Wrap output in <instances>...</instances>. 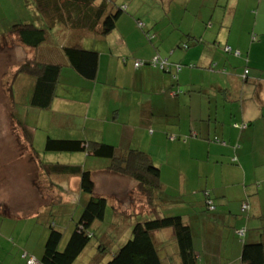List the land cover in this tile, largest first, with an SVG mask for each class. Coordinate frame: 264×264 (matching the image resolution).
Listing matches in <instances>:
<instances>
[{"label": "crops", "instance_id": "obj_1", "mask_svg": "<svg viewBox=\"0 0 264 264\" xmlns=\"http://www.w3.org/2000/svg\"><path fill=\"white\" fill-rule=\"evenodd\" d=\"M31 1L32 6L27 0H0V37L16 23L44 29L48 36L39 47L26 48L12 37L4 39L7 50L20 45L31 50L33 55H26L27 59L64 65L51 107L45 110L53 114L52 124L61 132L47 137L103 143L118 151L145 152L163 184L164 192L158 195L154 210L146 208L142 213L140 207H145L143 200L135 199V183L109 173L108 161L101 164L102 159L94 158L89 166L76 165L90 172L95 195L107 200L105 216L100 222L106 221L108 209L112 208L110 220L123 223L116 232L109 230L103 236L107 239L116 234L112 253L130 238L136 222L160 215L179 216L191 227L198 264H241L245 241L261 240L264 244V0H197L191 4L185 0L180 6L169 0V12L158 4V14H154L147 28L122 14L114 30L105 36L97 34L100 26L93 29L95 10L69 5L64 0ZM100 2L97 0L93 7ZM197 5V18L191 23L196 27L198 17L203 16V33L214 31L211 38H204L203 47L192 43L195 40L190 35L194 33L181 22L188 10L194 12ZM122 6L125 12L129 10L124 3ZM172 11L177 16L182 14L179 21ZM204 11L213 13L215 18L208 19ZM52 37L62 43L52 41ZM74 45L98 54L93 80L83 78L68 66L63 49ZM225 46L238 51L240 58L223 52ZM153 59L160 60L166 66L164 70L149 65ZM194 61L200 65L198 68L195 64L187 66ZM136 63L143 65L136 67ZM201 67L203 71H184ZM15 73V70L11 72L7 88L0 87L11 99L9 132L0 133V157L12 154L21 160H36L35 170L31 167L21 170L24 186L30 193L32 186L38 188L31 180L32 171L56 189H63V184L75 185V189L65 190L71 193L69 198L75 193V200L69 203L62 198L56 203L48 202L37 189L40 200L33 196L35 210L25 206L31 220H42L44 225L56 223V216L70 207H77L80 215L88 200L81 193L80 179L48 170L52 165H73L67 161L44 164L31 152L35 151L34 136L27 118L28 114L41 111L29 106L34 80ZM199 78L202 83L198 82ZM21 95H28L24 103ZM235 124H247V128L239 130ZM79 154L86 161L93 158ZM97 173L103 175L102 180L95 181ZM96 182L107 188L98 191ZM112 184L117 185V190L109 187ZM206 193L216 207L214 211L206 206ZM133 199L138 209H131L128 201ZM18 205L9 204V215L2 217L3 222L21 219L22 212L16 210ZM243 205L248 208L244 213ZM0 207V211L5 210V206ZM100 226L95 222L90 231H99ZM42 230L44 238L34 252L16 245L6 251L0 242V257L4 251L7 260H13L9 264H37L48 235L46 226ZM1 234L8 237L14 232L1 231L0 227ZM153 240L163 264H181L172 229L155 232ZM23 252H28L24 258Z\"/></svg>", "mask_w": 264, "mask_h": 264}, {"label": "trees", "instance_id": "obj_2", "mask_svg": "<svg viewBox=\"0 0 264 264\" xmlns=\"http://www.w3.org/2000/svg\"><path fill=\"white\" fill-rule=\"evenodd\" d=\"M96 1L64 0V3L95 10L97 18L93 21V29L97 25L100 26L97 34L105 36L114 30L116 22L125 12V9L122 5H117L115 0H101L96 7H93ZM139 27L142 30L141 24ZM46 34L44 29L37 28L32 24L16 23L11 30L0 37V40L15 37L24 47L35 49L44 43ZM63 51L69 67L85 79L93 80L95 78L98 68V54L96 52L84 49L80 45L67 46ZM224 52L233 55L235 58H240V53L229 46H225ZM154 60H151L149 65L164 70L166 66L162 65L158 59L157 63L154 64ZM141 65L143 63L135 64L136 67ZM63 66V64L42 63L27 59L18 68L16 75L22 72L34 80V89L29 99L31 108L40 111L50 109L55 97L57 78ZM192 66L194 65H190V67ZM179 70L177 69V71ZM247 74L248 71L246 70L244 75L247 76ZM234 126L239 130L247 128V124H235ZM217 142L219 141L217 140ZM44 150L54 153H85L93 158L108 161L107 171L113 175L132 180L136 185V199L143 200L144 207L150 211L154 210V203L158 200V195H162L164 192L159 173L145 152L133 149L118 151L113 146L103 143L52 138L46 139ZM31 152L37 159L36 152L34 150ZM48 170L62 175L77 176L80 179L81 193L88 200L62 249H60L63 236L61 228L56 226L54 221L45 224L48 235L43 246L41 259L40 261L36 260V262L37 264H75L89 246L90 240L95 236L90 229L95 222L103 220L107 200L95 195L91 174L85 168L52 165L48 167ZM206 196V206L210 211H214L216 207L213 201L208 199V193ZM162 200L163 198L160 199V201ZM241 208L242 213L248 209L247 205H243ZM164 229H172L174 232L181 264H198V258L193 248L191 227L184 224L179 216L164 215L150 216L148 220L136 222L131 229L130 238L120 244L114 253L109 250L110 253L107 256L110 260L106 264H163L153 240V234ZM240 233L243 234L244 231L242 230ZM240 233L237 234L241 235ZM102 241L105 247L99 246L100 250L108 251L111 247V241L109 238ZM240 261L241 264H264V244L262 241H245L242 246Z\"/></svg>", "mask_w": 264, "mask_h": 264}, {"label": "rangeland", "instance_id": "obj_3", "mask_svg": "<svg viewBox=\"0 0 264 264\" xmlns=\"http://www.w3.org/2000/svg\"><path fill=\"white\" fill-rule=\"evenodd\" d=\"M115 1L117 2L116 4L118 5H122L124 3L127 7H129V10L124 12L123 15L128 16L134 22L135 20L142 22L146 28L149 26L148 24L151 22V19H153L154 14H158V4H161L162 10L164 8L167 12H169L168 10L169 0H115ZM195 1L197 2V0H188L190 4ZM27 2L29 4L32 3L31 0H27ZM184 2L185 0H175V4L179 6L184 5ZM198 5L195 6L194 12L188 10L189 13H186V16H185L186 19L184 18V21H181V22L182 24L185 23L184 25L187 30H190L194 33L193 35H190L193 38V40H195V42H192V43L197 42L198 46L203 47V40L205 41L204 38H211L210 35L214 31H208L206 33H203V16L198 17L199 24L197 23L196 27H194L193 24L191 23V21L197 18L196 8L198 7ZM26 13L28 14V16H30L31 14L28 11ZM171 13L174 14V17L176 14V17H175L176 21H179L181 19V16H182L181 13H179L178 16L175 11H172ZM203 13L209 16L208 19L214 16L213 13L209 14L207 11H204ZM217 13H221V11ZM205 19L207 20V17ZM223 27L225 28V25H223ZM47 36H48V33H47ZM51 39L52 41H55L59 44L62 43V41L58 38L52 37ZM6 40L0 41V77H1L0 87H2V89H5L8 87V83L10 80L9 77H10L11 72L13 70L15 71L18 70L17 64L21 66L24 63L23 60H27V57H25L26 55H29V56L33 55L31 50H28L24 47L22 48V46L20 45H18L17 48L15 49H12L10 47L11 49L7 50L8 48H6V46L8 44ZM224 48L225 47L222 48L223 52H224ZM9 52H12V56L10 55L7 56ZM190 64L191 65L195 64V67L197 68L198 66H200L199 64L195 63V61L194 63L191 62ZM187 66L189 67L190 65L188 64ZM202 68L203 67H201L200 69H196V70L195 69L188 70V68H186L184 71L198 72V71H203ZM20 73L21 74L19 75L23 74L22 72ZM194 80L195 82L197 81L196 76L194 77ZM198 82L202 83L203 80L199 78ZM6 92L7 91L5 90L0 91V133L3 132L4 135H6V132H9L8 122L10 121L9 113L11 109L10 108L11 99L9 95H7ZM27 96L28 95L19 96L20 100L22 101L21 103H24V100L27 99ZM34 113L35 114L33 115L28 114L27 119L30 123V131L32 135L34 136V143L32 147L37 152V156L42 163L45 164V163L52 162V163L61 164L63 161L65 162L67 161L68 164L73 165V166H76V165L84 166L85 163L87 164V166H89L91 162H94L96 160L94 158H87L88 160L86 161L83 158L84 155L79 154V153H75V154L46 153L44 150V147H45V140L46 138H48L47 136H50V135L57 136V133H60L61 131H59L55 126H53L54 124H52V121H51V117L53 116V114L51 115V112L41 111V112H34ZM37 113H40V114L37 115ZM89 118L91 119V117ZM14 156L15 155L8 154V155H1L0 157V205L5 206L3 207L5 210L1 209L0 211V213H2V216H0V220H1L0 227H1V231L4 230L10 233L14 232V234H10L8 235V237L1 234L0 242L4 243V248L6 249V251L7 249L11 247V245H16L21 250H24L25 248H27L31 252H34L35 248L44 238V232L42 228L45 227L44 222L42 220H38V219L31 220L30 217H28L29 216L28 212H30L31 210H35L34 207L32 208L33 203H34L33 196L37 195L38 199L40 200V197L36 190L39 189L40 195H42V197H44L48 202L56 203V201L62 198L64 202L69 203L70 201L75 200V193L71 198H69L68 194L70 196L71 193L66 192L65 190L69 191L71 187L72 189H75V185H73L72 183V186L69 184V186L67 187V185L63 184L62 185L63 189L61 188L56 189L52 185L45 184L46 182L44 181V178L41 176L37 178L35 172L32 171L31 180L35 181V184L37 185L38 188H35L34 186L31 185L33 187V190L30 193V190L24 186L22 176H21V172H22L21 170L27 169L30 167L33 170H35L37 167L35 163L36 160L34 161V159H31L29 161L28 160L25 161V160L18 159L17 157H14ZM101 161L102 162L100 163L102 164L104 163L103 161L105 160H101ZM38 168L41 171L43 170V167H40V165ZM102 176H103L102 174L97 173V175L94 176L95 181L100 180ZM29 184H31L30 181H29ZM59 184H62V183H59ZM96 184H97L96 186H97L98 191L104 188H107V185H104L101 182H99V184L96 182ZM109 187H112L113 189L117 190V185L115 184H112ZM25 199L26 200L28 199V200L26 201ZM135 199L128 201L131 204V209L132 208L138 209L139 205L136 204ZM10 203L14 205L19 204L18 205L19 208L16 210L19 212H22L21 219L15 220L13 222H9L8 220L4 219L5 222H3L2 217L4 218L5 216L7 217L9 215V211H10L9 204ZM25 206L28 207L30 211H28V208H26ZM36 210H39V208ZM140 210L142 213H144V211H147V209L143 207H140ZM24 211H27V212L24 213ZM112 212H113L112 208L108 209V213L106 215V221L104 220V222H99V223L96 222L97 224L101 225L100 229L99 231L96 230L93 232L95 236L90 240L89 246L86 248L85 253H83L82 256H80V258L77 260V264H106V262L110 260L107 254H109L110 252H113L115 248L114 244L116 242V234L113 235L114 238L113 236L109 237L111 238L109 240L111 241V244H112L111 245L112 250L108 249V251L104 252V249L100 250L99 246L105 247V244L102 241L104 234H106L109 230H113L116 232L117 229L119 230L123 225L121 220L116 221V222L110 220L109 214H111ZM79 213L80 212L78 211L77 207H70V208H64L63 212L56 216V224H57L56 226L60 227L63 230L62 231L63 233L62 234L63 235L62 244L60 246V249H62L69 235L72 233L70 229L73 228V225L75 224V220L80 217ZM125 222L126 221H124V223ZM110 226H113V229ZM195 231L197 232V229H195ZM117 243H120V242H117ZM93 246H94V250L92 249ZM26 253L28 254V252L21 253V256L24 258L25 257L24 254ZM18 260H19V255L17 256V262ZM12 261L13 260H7V257L3 251L2 257H0V264H9ZM26 261L24 263H26Z\"/></svg>", "mask_w": 264, "mask_h": 264}, {"label": "built area", "instance_id": "obj_4", "mask_svg": "<svg viewBox=\"0 0 264 264\" xmlns=\"http://www.w3.org/2000/svg\"><path fill=\"white\" fill-rule=\"evenodd\" d=\"M227 50H228V48H227ZM153 63L156 64L157 63V59H155ZM162 65H164V64H162ZM177 69L179 70L180 68H177ZM211 209H213V207H211Z\"/></svg>", "mask_w": 264, "mask_h": 264}]
</instances>
